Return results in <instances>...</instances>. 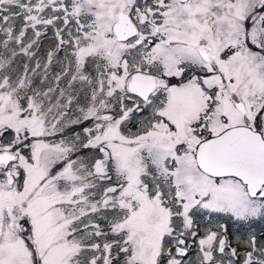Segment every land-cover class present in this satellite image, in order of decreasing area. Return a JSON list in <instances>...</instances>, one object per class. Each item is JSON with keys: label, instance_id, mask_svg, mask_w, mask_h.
Instances as JSON below:
<instances>
[{"label": "snow or ice", "instance_id": "6c2138e0", "mask_svg": "<svg viewBox=\"0 0 264 264\" xmlns=\"http://www.w3.org/2000/svg\"><path fill=\"white\" fill-rule=\"evenodd\" d=\"M0 264H264V0H0Z\"/></svg>", "mask_w": 264, "mask_h": 264}]
</instances>
